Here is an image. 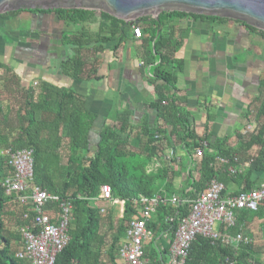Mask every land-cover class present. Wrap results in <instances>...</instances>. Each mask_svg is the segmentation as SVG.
Returning <instances> with one entry per match:
<instances>
[{"label":"trees","instance_id":"obj_1","mask_svg":"<svg viewBox=\"0 0 264 264\" xmlns=\"http://www.w3.org/2000/svg\"><path fill=\"white\" fill-rule=\"evenodd\" d=\"M23 13L54 15L67 28L80 27L73 33L63 32L61 37L66 54L59 68L74 82L99 81L100 55L112 43L116 50L133 35V27H139L142 39L145 37L151 44L150 55L159 59L152 82L163 84L162 89L156 88L158 97L150 106L157 113L154 128L106 121L97 138L96 150H92L91 133L96 118L88 112L80 96L45 81L37 82L35 87H24L11 69L0 64V86L6 92L0 95V150H32L34 184L72 204L70 240L55 264H121L120 244L130 222L140 219V206L133 200L158 194L176 196L180 204L168 203L157 208L147 223L151 237L144 245V256L149 264H169L170 247L178 226L190 214L191 203L211 181L224 186L222 197H231L253 190L250 181L253 169L264 170L261 98H255L248 106L245 118L252 129L236 134L235 145L228 138L211 143L193 128L183 109L187 100L179 95L177 88L176 71L182 70V63L175 58L182 45L178 20L186 17L210 22L231 20L168 12L160 14L157 20L144 17L130 25L92 11L20 10L0 15V21ZM64 130H67L65 136ZM131 138L138 142L136 147L131 145ZM177 144L182 146L192 169L186 184L175 190L171 180L177 171L168 165L167 157ZM197 151H201L200 156ZM219 158L226 159L228 164H221ZM156 160L164 164L152 167ZM8 171L4 158H0V264H27L16 258L22 248L20 228L25 224L24 208L2 186ZM237 178L242 180L244 188L238 194H228L227 185ZM102 186L110 187L113 200L123 202L121 216L111 202L100 199ZM250 216L263 219L264 231V208L257 213L236 211L235 226L221 230L231 235L243 233ZM164 236L168 238L165 244ZM186 264H264V246L257 248L252 243L234 248L197 237L190 246Z\"/></svg>","mask_w":264,"mask_h":264},{"label":"crops","instance_id":"obj_2","mask_svg":"<svg viewBox=\"0 0 264 264\" xmlns=\"http://www.w3.org/2000/svg\"><path fill=\"white\" fill-rule=\"evenodd\" d=\"M58 23L62 22L56 17L1 20L0 30L14 41H0V64L11 69L24 87H35L37 82L45 81L80 96L88 112L96 118L91 133L92 150H96L97 138L106 121L154 128L157 113L150 106L157 100L156 88L162 89L163 84L152 82L159 59L150 55L149 40L145 37L137 40L130 35L116 50L112 43L100 55L101 79L74 82L59 68L66 53L52 35ZM177 23L182 42L175 54L182 63V70L176 71L177 88L179 95L187 100L183 109L198 135L208 137L211 143L228 138L233 144L236 134L248 127L245 114L250 103L255 98L264 101V34L234 21L210 22L186 17ZM43 24H49V29L44 30ZM26 25L27 30H17ZM42 44L46 53L40 59L43 51L35 50ZM0 95H6L1 86ZM4 106L8 104L5 102ZM66 133L64 130L62 135ZM130 143L133 147L138 145L133 138ZM167 162L177 171L171 181L178 190L186 184L192 169L180 144L168 153ZM162 164L164 161L156 160L152 167ZM250 181L253 190L263 185L264 170L253 169ZM243 188L242 180L237 178L227 185V193L238 194ZM262 227L261 217L250 216L241 234L250 238L255 247H263ZM163 240V244L168 242L167 236Z\"/></svg>","mask_w":264,"mask_h":264},{"label":"built area","instance_id":"obj_3","mask_svg":"<svg viewBox=\"0 0 264 264\" xmlns=\"http://www.w3.org/2000/svg\"><path fill=\"white\" fill-rule=\"evenodd\" d=\"M133 37L143 38L142 30L133 27ZM252 127L248 125L247 130ZM198 156L201 151H197ZM9 171L4 177L2 186L7 195H15L24 208L25 224L20 228L22 248L16 253L17 260L27 264H55L56 257L64 251L69 243V226L72 204L62 201L58 196L50 195L34 184V158L30 149L0 150ZM221 164H228L219 158ZM235 173L233 169H230ZM224 186L211 181L207 189L191 203V211L177 228L174 241L170 247L169 264H186L188 251L197 237H202L211 244H221L238 248L251 245L253 241L238 233L231 235L225 230L236 224L235 212L247 210L257 213L264 208V184L255 190L240 193L231 197H222ZM100 199L111 202L118 208L119 216L123 213V202L113 200L109 186H102ZM133 203L140 206V219L132 220L126 230L125 238L119 247L121 264H149L144 256V245L150 240L151 233L147 223L152 219L160 205H179L176 196L168 198L158 194L152 198L139 197Z\"/></svg>","mask_w":264,"mask_h":264},{"label":"water","instance_id":"obj_4","mask_svg":"<svg viewBox=\"0 0 264 264\" xmlns=\"http://www.w3.org/2000/svg\"><path fill=\"white\" fill-rule=\"evenodd\" d=\"M20 10H82L105 13L126 24L168 12L218 17L264 32V0H0V15ZM55 17L23 13L15 18Z\"/></svg>","mask_w":264,"mask_h":264},{"label":"rangeland","instance_id":"obj_5","mask_svg":"<svg viewBox=\"0 0 264 264\" xmlns=\"http://www.w3.org/2000/svg\"><path fill=\"white\" fill-rule=\"evenodd\" d=\"M28 27L29 26H27V25L26 26L17 27V30H19V31H21V30H27ZM78 30H80V27H74L73 26V27H71V28L68 29L67 26L64 23H58V26H56L54 28V31L52 32L53 33L52 35H53L54 39H56L55 42H57L58 45H61V37H62L63 32L73 33V32H76ZM4 33L5 32L3 30H0V41L3 40V39L9 40L11 42L14 41L13 38L9 37L8 35H6V33L5 34ZM58 55H59V51H58Z\"/></svg>","mask_w":264,"mask_h":264},{"label":"flooded vegetation","instance_id":"obj_6","mask_svg":"<svg viewBox=\"0 0 264 264\" xmlns=\"http://www.w3.org/2000/svg\"><path fill=\"white\" fill-rule=\"evenodd\" d=\"M49 26H50L49 24H45V25L43 24V28H44V30H45V29H47V30H48V29H49V28H48ZM30 37L33 39V38H34V35H33V34H31V36H30ZM41 42H42V40H41ZM45 50H46V48L43 46V44L41 45V47H40V48H36V50H35V51H36L37 53H38V51H41V52L43 51V53H42V54L39 56V57H40V59H41V57H43V55L46 53V52H45ZM37 53H36V54H37Z\"/></svg>","mask_w":264,"mask_h":264}]
</instances>
